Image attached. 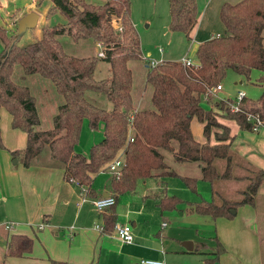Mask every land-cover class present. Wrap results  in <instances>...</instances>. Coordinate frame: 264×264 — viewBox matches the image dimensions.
I'll return each instance as SVG.
<instances>
[{
    "label": "trees",
    "instance_id": "trees-1",
    "mask_svg": "<svg viewBox=\"0 0 264 264\" xmlns=\"http://www.w3.org/2000/svg\"><path fill=\"white\" fill-rule=\"evenodd\" d=\"M53 8L66 18L61 24L45 25L40 37L24 44L1 31L4 48L0 52V107L11 114V124L27 133L26 145L13 150L27 166L44 151L64 166V176L78 181L86 190L92 186L97 172L106 169L117 157L122 163L111 174L113 196L133 190L138 179L154 175H176L165 153L175 161H195L201 168V178L211 183L210 199L191 203L193 209L212 217L235 215L238 206L254 204L259 187L264 183V167L253 168L249 175L239 176L231 149L233 135L223 120L249 128L245 110L258 111L264 119V0L224 1L219 17L223 32L198 43L197 61L185 64L181 60H162L146 70L145 80L152 86L151 106L136 108L132 95L131 58H142L139 36L130 17V0H51ZM170 28L182 30L188 36L198 19L197 0H168ZM41 2V1H40ZM38 0V4H40ZM121 18L122 30L116 31L111 15ZM68 34L74 40L91 38L105 44V55L78 56L65 52L58 39ZM100 59L108 62V73L95 76ZM24 73H38L51 79L61 95L52 116V125L37 128L40 115L36 96L30 87L14 79L15 66ZM228 68L250 78L251 70L261 71L257 77L262 90L256 99L245 96L242 111H232L222 99L210 97L209 108L202 105L207 87L220 83ZM103 93L110 107H102L86 96V91ZM193 116L204 122L205 141L197 140L191 131ZM87 119L91 128L102 125L103 137L89 147L87 153L76 151L81 125ZM213 134L215 141H210ZM0 147H4L0 130ZM218 160H224L219 169ZM184 184L196 190V178L180 175ZM246 179L239 189V198H227L215 189L219 180ZM217 197L220 200H217ZM115 201V203H116ZM182 199L167 192L160 197L162 208H174ZM114 203V204H115ZM113 204V205H114ZM113 205L109 206L112 207ZM108 208V207H107ZM106 224L114 225L109 216ZM104 227V226H103ZM31 238L11 234L8 253L19 255L31 248ZM219 245L211 258L222 250ZM52 264H59L52 261ZM261 264H264L262 262Z\"/></svg>",
    "mask_w": 264,
    "mask_h": 264
},
{
    "label": "crops",
    "instance_id": "crops-1",
    "mask_svg": "<svg viewBox=\"0 0 264 264\" xmlns=\"http://www.w3.org/2000/svg\"><path fill=\"white\" fill-rule=\"evenodd\" d=\"M224 1L237 0H204L202 4L198 3V19L189 34L193 39V48L196 49L202 40L222 33L224 26L219 9ZM36 2H31L30 9L38 11L39 4ZM52 6L51 1L47 12L58 10ZM40 15L39 12L37 24ZM41 32L40 28L37 38ZM261 34L264 45V29ZM184 55L175 59L182 60L186 57ZM193 57V61H197L196 56ZM145 66L149 68L148 64ZM257 87L261 92L262 87ZM133 99L136 108H146L137 107L134 96ZM39 102L42 103L36 96V106ZM223 121L233 135L231 149L237 162L234 173L242 176L243 166L264 167V125L252 131L241 128L234 121ZM203 125L204 122L196 116L192 117L190 128L199 141L206 140ZM0 130L4 144V147H0V264H52V261L59 264H139L141 258L162 259L165 264L264 262L258 214L254 208L248 207L255 203L238 206L232 217H212L193 209L191 203L201 198L210 199L205 197L203 187L200 189V184H205L203 181L210 186L211 198L214 189L209 181L201 178V168L197 162L175 161L170 153H165L167 162L171 158L176 163L173 167L168 162L177 176L196 178V190L190 189L183 181L176 183L171 179L173 175L148 176L138 179L133 190L120 194L112 207L99 210L91 199L113 193L110 183L113 171L109 166L97 172L90 189L84 191L75 180L64 176L62 163L52 159L47 151L36 156L27 166L12 155L13 150L25 147L27 133L12 126L11 114L4 106L0 107ZM210 141H215L213 134ZM217 162L219 169H223L224 160ZM239 180L244 179L230 181ZM223 185L219 180L215 189L220 192ZM164 192L177 195L182 201L174 208H162L159 200ZM82 196L86 198L81 200ZM109 216L114 223L121 221L131 224V242L121 240L114 225L106 224ZM96 225L104 227L99 229ZM14 233L31 238V248L19 255L9 254L8 242ZM218 243L222 250L212 259Z\"/></svg>",
    "mask_w": 264,
    "mask_h": 264
},
{
    "label": "rangeland",
    "instance_id": "rangeland-1",
    "mask_svg": "<svg viewBox=\"0 0 264 264\" xmlns=\"http://www.w3.org/2000/svg\"><path fill=\"white\" fill-rule=\"evenodd\" d=\"M34 1L38 2V0H0V29L2 28L1 31L6 32L10 38H16L19 44H24L37 38L38 30L40 28L42 30L45 25L61 24L66 20L65 16L59 10L47 12L50 8L51 0H39L41 3L38 5L37 10L42 14L40 15L39 23L36 27L28 28L23 34L17 36V21L20 16L32 10L30 9V5ZM87 1L101 2L103 0ZM197 1L199 4L204 2V0ZM130 17L138 33L140 50L144 57L131 58L128 61L132 69V94L136 100L135 104L137 107H147L151 106L150 95L152 86L145 80V74L148 68L145 64L149 65L150 61L155 59H160V61L176 60L175 58L183 54L193 60L195 48H193L194 44L191 36H188L182 30L170 28V8L168 0H130ZM221 31L223 32V29ZM58 39L65 52L78 56L95 54L98 50L95 41L91 38L74 40L71 36L64 33L58 35ZM4 46V41L0 37V52ZM107 65L108 62L106 60L100 59L98 61L95 70V76L97 78L104 77L108 73ZM260 73V70L254 68L251 70L250 78L247 79L234 69L228 68L225 76L221 80L223 89L219 91L220 96L229 95L233 97L237 90L240 89L248 97L253 100L256 99L260 94V89L257 86L262 87L257 81ZM13 77L16 81L27 84L31 91L36 94L37 100L42 101V103L39 102L37 104L40 122L36 127L45 128L51 126L52 115L56 111V106L62 102L61 95L55 90L51 79L38 73H24L19 65L15 66ZM240 79H243V81L239 82ZM86 96L102 107H110V102L101 92L88 90L86 91ZM202 105L205 108H209V103L207 102L202 101ZM101 136L102 125L99 124L98 127L91 128L87 119H84L78 141L75 144V149L78 151H88L91 144L97 142ZM168 162L173 167L176 166V163L171 158H168ZM242 168L241 173L243 175L252 174L251 169L253 167L243 166ZM171 179L181 184L180 181L182 179L180 176L173 175ZM243 179V181L221 180V185H224L222 191L219 192L220 195L227 198H239L241 194L239 193V189H236L245 186L246 179ZM203 183L205 184H200V189L203 187L205 197L211 198L208 182L203 181ZM213 197H215L214 194ZM217 200H220V198L217 197ZM248 207L254 208L258 214L257 225L260 228L259 233L262 239V249H264V183L259 187L255 196V204L253 206L249 205Z\"/></svg>",
    "mask_w": 264,
    "mask_h": 264
},
{
    "label": "built area",
    "instance_id": "built-area-1",
    "mask_svg": "<svg viewBox=\"0 0 264 264\" xmlns=\"http://www.w3.org/2000/svg\"><path fill=\"white\" fill-rule=\"evenodd\" d=\"M111 24L113 25V28L116 31L122 30V24H121V18L120 16L116 14L111 15ZM96 46L98 47L97 52L95 53L97 56H104L105 55V44L101 40L95 41ZM162 50L161 48H159ZM185 64H191L194 63L192 59L187 57H183L181 60ZM159 61L152 60L150 61L149 66H153ZM222 90L221 83H217L213 86L207 87V89L204 91L202 95V101H209L210 97H215L217 99H222L226 102V104L229 106V108L232 111H242L241 101L246 96L243 90H237L236 94L231 97L229 95L220 96L219 91ZM246 120L249 122L250 126L249 128L252 131H257L262 125H264V119L260 115L258 111H247L245 110ZM122 160L120 157L115 158L109 165V169L113 172H117L119 170V166L121 165ZM78 183V181H76ZM84 191L86 190L85 187H83ZM86 197L82 196L81 200H84ZM115 197L113 194H107L102 195L98 197H94L91 199V202L93 205L99 209L103 210L107 207L113 205L115 203ZM163 224H166L164 222ZM99 229H103V225H96ZM114 229L117 234V236L126 242H131L133 240V234L131 230V224L129 222H121L116 221L114 223ZM139 264H165V262L162 259H153V258H141L139 260Z\"/></svg>",
    "mask_w": 264,
    "mask_h": 264
},
{
    "label": "water",
    "instance_id": "water-1",
    "mask_svg": "<svg viewBox=\"0 0 264 264\" xmlns=\"http://www.w3.org/2000/svg\"><path fill=\"white\" fill-rule=\"evenodd\" d=\"M38 18H39V12L36 10H30L26 12L25 14H23L22 16H20L17 21V36L23 34L28 28L35 27L37 24ZM14 161H16V159H14ZM186 242H189L192 244L191 241H186ZM188 248H192V247H188Z\"/></svg>",
    "mask_w": 264,
    "mask_h": 264
}]
</instances>
